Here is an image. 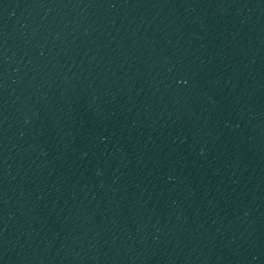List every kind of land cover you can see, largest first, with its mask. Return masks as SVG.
Segmentation results:
<instances>
[{
    "label": "water",
    "instance_id": "obj_1",
    "mask_svg": "<svg viewBox=\"0 0 264 264\" xmlns=\"http://www.w3.org/2000/svg\"><path fill=\"white\" fill-rule=\"evenodd\" d=\"M0 264H264V0H0Z\"/></svg>",
    "mask_w": 264,
    "mask_h": 264
}]
</instances>
